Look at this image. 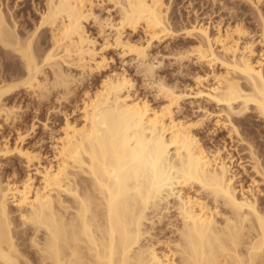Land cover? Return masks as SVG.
Segmentation results:
<instances>
[{"label": "bare ground", "instance_id": "bare-ground-1", "mask_svg": "<svg viewBox=\"0 0 264 264\" xmlns=\"http://www.w3.org/2000/svg\"><path fill=\"white\" fill-rule=\"evenodd\" d=\"M45 1L34 28L23 30L19 11L0 0V62L18 72L0 79V120L21 117L25 107L14 100L22 92L26 107L41 106L52 95L69 100L93 75L101 81L85 90L81 119L66 116L52 135L54 160L42 163L41 150L26 144L35 123L14 143L0 140V167L16 154L29 169L6 182L0 171V264H264V154L240 128L249 110L264 121L262 15L258 38L241 21L224 28L197 19L183 28L197 41L172 52L176 62L223 67L196 92L219 110L188 117L179 115L188 93L158 72L152 53L156 41L176 37L166 0ZM105 1L115 17L96 10ZM109 47L131 56L160 104L133 93L125 72L108 70ZM211 118L247 152L249 186L237 185L226 147L202 141Z\"/></svg>", "mask_w": 264, "mask_h": 264}, {"label": "rangeland", "instance_id": "rangeland-1", "mask_svg": "<svg viewBox=\"0 0 264 264\" xmlns=\"http://www.w3.org/2000/svg\"><path fill=\"white\" fill-rule=\"evenodd\" d=\"M8 0H5V2ZM13 10L18 13L17 19L21 24V28L33 29L35 24L40 20L41 12L46 3L45 0H9ZM170 4L168 19L171 26L177 31L175 38H166L162 42L156 41L152 47V53L157 57V60L162 61L158 67V72L170 83L177 82L182 88L186 90L188 96L182 104V110L179 115L196 117L201 111L202 107H207L210 111H217L219 107L213 102H207L203 97L196 95L198 89L205 88L213 82V71H220L223 67L217 63L210 65L207 63L197 62L196 59L185 60L184 65H180L175 61L174 56L171 55L178 48L192 46L196 43L197 38L188 36L184 32V27L189 26L191 22L205 20L212 22L213 25L221 22L224 28L228 25H234L237 22H242L246 29L249 30L256 38H258L261 29V17L264 18V0H166ZM96 10L103 16L111 15L116 16L115 8L108 2H100ZM90 33L95 36L98 41V46L102 42V37L99 34L97 27L92 23L88 25ZM215 28H212L214 32ZM130 31V30H129ZM131 32V31H130ZM135 38L142 37L144 34L142 30L131 32ZM50 44L49 35L45 38L43 47ZM257 52H260L261 45L256 46ZM109 58V71L125 72L134 80L133 93L146 97L150 100L151 104L158 105L162 102L155 92L146 85L144 78L138 72L135 62L131 60L130 55L123 56L118 48L109 47L103 51ZM19 62V61H18ZM21 66V63L19 62ZM196 74L205 76L202 83L196 79ZM16 75V76H15ZM15 79L18 77V72L13 70H4L2 62H0V79ZM14 77V78H13ZM101 76L96 74L89 77L84 81V84L78 85L75 91L69 97V100L56 101L54 95L51 96L48 102L43 103L41 106L30 104L28 107L27 100L30 96L24 94H17L13 98L17 103L21 102L23 112L21 117L13 122L1 121L2 127L0 129V140L9 138L12 143L17 138V131L25 132L30 129L32 124L35 123V131L30 130V135L26 139L28 146L39 148L42 152V163H48L54 160L53 139L52 135H57L61 132L60 127L65 121L66 116L71 119H81L82 110L80 107L83 103L84 92L86 89H95L100 84ZM37 108V109H36ZM247 117L245 123H241V132L250 140L255 143L259 149L260 154H264V121L260 119L255 111L249 110L242 118ZM47 123L46 128L44 124ZM199 135L202 141L208 147L214 148L216 146L226 147L224 156L232 153L234 160V170L239 172V180L237 185L241 184L244 187L249 186L252 178V169L249 168L248 158H246V151H242L241 145L238 146L235 140L230 139L226 129L219 127L215 124V119L211 118L199 130ZM255 136V137H254ZM254 138V139H252ZM14 158V159H13ZM2 167H0L1 175L4 181L7 180L17 181L22 179L29 169L21 157L12 155L11 157L2 159ZM243 163L247 170H244L240 165ZM33 169V167L31 168ZM30 169V170H31ZM240 188V187H239ZM261 193L262 200L264 201V186Z\"/></svg>", "mask_w": 264, "mask_h": 264}]
</instances>
